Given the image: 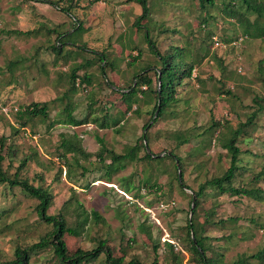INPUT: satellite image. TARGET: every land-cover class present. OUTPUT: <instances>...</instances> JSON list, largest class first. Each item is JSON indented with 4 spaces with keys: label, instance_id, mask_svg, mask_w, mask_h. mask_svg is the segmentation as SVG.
<instances>
[{
    "label": "rangeland",
    "instance_id": "obj_1",
    "mask_svg": "<svg viewBox=\"0 0 264 264\" xmlns=\"http://www.w3.org/2000/svg\"><path fill=\"white\" fill-rule=\"evenodd\" d=\"M227 1L216 0L204 27L201 21L207 14L197 0H147L148 16L139 27L135 21L142 9L135 0H0V137L16 149L11 157L2 151L1 166L12 175L20 159L30 157L20 176L53 194L48 214L62 212L74 226L83 218L75 208L77 202L89 213L80 237H65L68 254L78 246L95 248L97 240L104 239L113 256H123L124 263L131 258L150 263L156 257L159 264H179L172 257L177 254L183 264H196L188 261L186 253V225L194 206L191 195L229 165L230 155L221 144L253 112L254 124L243 127L238 139L239 163L247 169L240 171L234 185H248L253 175L263 172L264 42L249 36L243 48L212 47L209 35L213 32L229 40L244 33L241 23L223 12ZM234 1L240 12L246 11L241 0ZM254 17L245 12L243 24ZM78 22L81 28L75 29ZM145 28L161 53L177 46L185 62L196 61L190 78L177 87L178 102L148 129L146 140L154 156L173 152L182 158L181 179L174 159L143 160V149L110 177L95 156L99 137L109 149L122 153L137 143L150 119L155 101L147 90L125 99L119 92H127L133 75L147 66L156 83L161 61L144 41ZM101 54L106 60L104 74ZM214 54L223 58L222 67ZM78 66L79 78L86 75L88 80L79 85L76 80L72 88L70 74ZM32 102H47V119L17 117ZM68 107L77 119L87 122L62 123ZM106 116V127L93 120ZM214 121L219 126L209 128ZM178 135L190 139L180 143ZM62 137L79 138L83 149L93 155L67 153L71 166L65 164L58 148ZM258 185L264 188V176ZM205 192L209 194L195 221L207 236V255L217 257L220 252L218 264H232L244 254L246 264H258L249 256L264 246V200L213 196L210 188ZM37 203L20 187L0 184V261L12 260L16 246H28L51 229L40 221ZM92 211L103 221L96 222ZM225 218L234 220L218 222ZM167 243L172 244L173 253ZM104 258L101 253L98 259L82 264H106ZM28 264L59 263L49 247L32 254Z\"/></svg>",
    "mask_w": 264,
    "mask_h": 264
},
{
    "label": "trees",
    "instance_id": "obj_2",
    "mask_svg": "<svg viewBox=\"0 0 264 264\" xmlns=\"http://www.w3.org/2000/svg\"><path fill=\"white\" fill-rule=\"evenodd\" d=\"M241 1L246 6L245 12L255 15L251 22L249 20H246V23L243 24L242 18L245 12L239 11L240 8L235 5L234 0L223 2V12L228 17L236 19L238 22L241 23L244 32L242 34H246L248 36V39L250 36L251 38H259L264 42V0ZM135 2H137L142 9V13L137 17L135 24H137L139 27H142L141 21L146 18V16H148V2L147 0H135ZM197 2L199 6L206 11L207 16L201 21L202 23H204V27H206L209 18H212V15L210 14V8L216 5V0H197ZM51 3L61 10L69 12L68 8H64L62 6L60 7L56 2L53 1H51ZM80 28L81 25L78 22L75 29ZM13 32L23 33L20 30H7V33ZM61 35L62 34H59V36ZM209 37L212 47H214V37H216L218 42L229 41V39H227L226 37H222V35H220L218 32H213L211 35H209ZM236 37L237 36H235L234 38ZM144 41L147 44L149 51L161 61L160 69L156 70L155 72L156 83H153L151 76L148 74V70H150V67L147 66L145 68H141L139 72H136L133 75L132 83L126 88L128 89L127 92H124L121 89L119 90V92L122 98L125 99L138 94V92L146 93L145 90H147V95H149V97L153 99L155 103L149 111V121L143 125L144 132L140 136H138L137 143L130 147L128 150L122 153H115L113 150L109 149L105 145L102 138H98L100 147L95 153V156L98 157L99 161L104 164V167L102 166V168L105 171L106 177H110L111 175L117 173L119 170L125 168L128 163L134 161L136 159L137 153H139L141 149L144 150V154L142 156L143 160H155L158 162L164 158H171L174 159V162H177L175 164L176 170L179 166H182L183 164L182 158L174 154L173 152L163 154L162 156H159L157 154L155 156H152V152L147 151L148 145L146 143V140H148V129L163 116V114L168 110V108L174 106L178 102L179 98L176 96L177 87H182L185 82L184 80L190 78V76L192 75V71L196 66V61L191 60L189 62H185L182 57V48H179L177 46H173V51L170 53H161L158 50L154 40L151 39L147 28H145L144 31ZM246 41L247 40L244 41L243 46L245 45ZM56 47L54 46L53 48ZM214 49L216 48L214 47ZM214 58L222 67L223 58L220 55L217 56L215 54ZM134 59H136V57H134ZM99 60L101 61L100 67L102 73L104 74L105 71L103 67L106 63L105 55L101 54L99 56ZM78 69L79 66L73 68L70 74L72 88H75L76 80H78L77 85H79L83 81L88 80L86 75H83L82 78H79L77 74ZM227 93H229V91H227ZM259 108L260 109L258 111H261L262 107L259 106ZM66 109L65 119L62 123L79 125L87 122L86 118L77 119L71 113L69 107ZM48 112L49 111L47 102H32L25 106L23 110L18 111L17 117L20 118V116L22 115H28L32 118L41 117L43 119H47ZM256 117V112H253L251 116H249V118L246 120V122L237 126L231 132V137L227 138L226 141L221 144L222 148L225 149L230 155V163L226 167V169L221 174L211 176L210 178L205 180L198 186L197 190L193 191V196L191 195L192 199L193 197H195L194 201H192L194 206L191 207L190 212L192 213V216L188 219L186 225V236L188 240L186 253L188 255L187 258L190 263L194 262L196 264H218V262L221 261L222 257V253L220 252L217 254V257L207 255L208 246L204 242L207 236L203 234L204 231L195 221L197 216V210L201 202L203 201L204 197H207V195L209 194L205 192L207 188L211 189L213 196L221 193L229 194L231 196L243 195L248 198L260 201L264 200V188L258 185L259 180L264 176V170L263 172H259L253 175L249 179L248 185H241L240 187L234 185V179L238 176V174H240V171L247 169V167L244 166V168L239 163L242 150L238 146V139L244 132L243 127H245L246 125H253L254 118ZM107 118L108 117L106 116L105 118L101 119L93 118V120L98 121L100 127H106V125H108V123L106 122ZM117 119L118 118L113 119L112 122L115 123ZM215 126H219V121H214L209 128H213ZM176 138L179 139L180 143L187 142L190 139L189 135H187V137L178 135ZM6 141L7 138L0 137V184L6 183L10 188L18 186L20 187V190L23 191L25 194L36 198L38 200V203L35 208L39 219L40 221L50 225L51 229L46 232L43 236H41L38 241H35L29 244L28 246H16L14 250V258L12 260L0 261V264H28L30 256L32 254H36L39 251L49 247L52 248L53 253L55 254V257L57 258L59 264L88 263L90 261L98 259L101 253L105 255L104 261L106 262V264H159L156 257L150 263L141 262L136 258H131L128 262L124 263L123 256H113L112 248L106 244V241L104 239H98L97 246L95 248L85 250L78 246L72 254H68L65 237H80L81 231H83L84 226L88 220L89 213L82 208V205L80 203L77 202L75 208L76 210H81V213H83V218H81L80 220L78 219L74 226H70L67 223V218L62 212H59L58 214H48L47 210L52 204L53 194L47 187H42V185L40 184L33 185L28 180V178L20 176L21 171H23L24 166L26 165L30 157L26 156L20 159V164L16 166L15 172L12 175H9L6 171L3 170L1 166V162L4 159L2 151L5 149V154L10 157L13 156V154H15L16 152V149L14 148L13 144H7ZM79 141L80 139L77 137L61 138V141L58 144V148L62 149V152L59 154V156L64 160L65 164L71 166V161L66 156L67 153H74L73 157L77 154L82 155L84 157H90L93 155L92 153L85 151ZM107 160L108 162H106ZM74 161L75 164L79 163L77 159H75ZM176 178L178 179V175L176 176ZM90 214L96 222L103 221V218L97 212L92 211ZM210 214L213 215L214 213L211 211ZM77 215L79 216L80 212H78ZM232 220H234V218H225L220 219L218 222L223 224L225 223V221L231 222ZM227 236L230 237L231 233ZM167 244L170 247V251L173 253L172 244ZM153 249L156 253L157 244L153 245ZM172 257L179 264H183L182 257H179V255L173 254ZM249 257L257 260V262H259L258 264H264V246L257 252L251 254ZM247 258L248 257L246 255L241 254L235 261H233L232 264H246Z\"/></svg>",
    "mask_w": 264,
    "mask_h": 264
},
{
    "label": "built area",
    "instance_id": "obj_3",
    "mask_svg": "<svg viewBox=\"0 0 264 264\" xmlns=\"http://www.w3.org/2000/svg\"><path fill=\"white\" fill-rule=\"evenodd\" d=\"M213 40L215 41L214 42V46L215 47L220 46V47L226 49V48H229V47H232L233 46L234 48L235 47L242 48L244 41L245 40H248V36L245 35V34H240V35H237L236 38H233V39L229 40L228 42H218L217 39H216V37H214ZM238 70L239 71L241 70V66H239Z\"/></svg>",
    "mask_w": 264,
    "mask_h": 264
},
{
    "label": "water",
    "instance_id": "obj_4",
    "mask_svg": "<svg viewBox=\"0 0 264 264\" xmlns=\"http://www.w3.org/2000/svg\"><path fill=\"white\" fill-rule=\"evenodd\" d=\"M147 151L149 152L148 148H147ZM152 156H154V155H152ZM178 172H179V179H180V170H179V167H178ZM194 199H195V197H193L192 201H194ZM192 205H193V202H192Z\"/></svg>",
    "mask_w": 264,
    "mask_h": 264
},
{
    "label": "clouds",
    "instance_id": "obj_5",
    "mask_svg": "<svg viewBox=\"0 0 264 264\" xmlns=\"http://www.w3.org/2000/svg\"><path fill=\"white\" fill-rule=\"evenodd\" d=\"M246 35V34H245Z\"/></svg>",
    "mask_w": 264,
    "mask_h": 264
}]
</instances>
